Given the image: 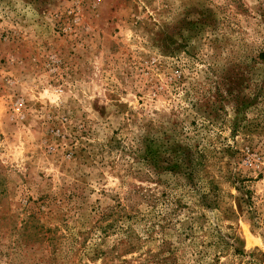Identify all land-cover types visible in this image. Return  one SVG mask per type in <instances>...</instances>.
<instances>
[{"label":"rangeland","instance_id":"374dc122","mask_svg":"<svg viewBox=\"0 0 264 264\" xmlns=\"http://www.w3.org/2000/svg\"><path fill=\"white\" fill-rule=\"evenodd\" d=\"M264 0H0V264H264Z\"/></svg>","mask_w":264,"mask_h":264},{"label":"trees","instance_id":"16d2710c","mask_svg":"<svg viewBox=\"0 0 264 264\" xmlns=\"http://www.w3.org/2000/svg\"><path fill=\"white\" fill-rule=\"evenodd\" d=\"M258 58L264 62V52L260 53Z\"/></svg>","mask_w":264,"mask_h":264}]
</instances>
